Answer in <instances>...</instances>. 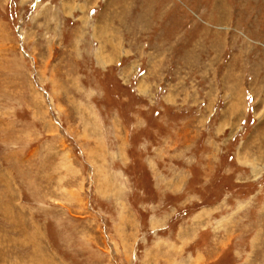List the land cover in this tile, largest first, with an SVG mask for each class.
<instances>
[{
	"label": "rangeland",
	"instance_id": "rangeland-1",
	"mask_svg": "<svg viewBox=\"0 0 264 264\" xmlns=\"http://www.w3.org/2000/svg\"><path fill=\"white\" fill-rule=\"evenodd\" d=\"M0 264H264V0H0Z\"/></svg>",
	"mask_w": 264,
	"mask_h": 264
}]
</instances>
